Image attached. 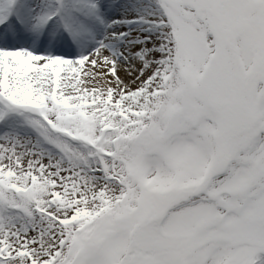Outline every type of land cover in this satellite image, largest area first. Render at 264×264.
I'll return each instance as SVG.
<instances>
[{
	"label": "snow or ice",
	"instance_id": "6c2138e0",
	"mask_svg": "<svg viewBox=\"0 0 264 264\" xmlns=\"http://www.w3.org/2000/svg\"><path fill=\"white\" fill-rule=\"evenodd\" d=\"M0 264H264V0H0Z\"/></svg>",
	"mask_w": 264,
	"mask_h": 264
}]
</instances>
